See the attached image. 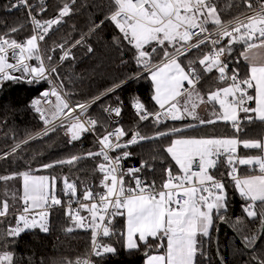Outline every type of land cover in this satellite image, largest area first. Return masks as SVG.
Returning <instances> with one entry per match:
<instances>
[{"label": "snow or ice", "instance_id": "1", "mask_svg": "<svg viewBox=\"0 0 264 264\" xmlns=\"http://www.w3.org/2000/svg\"><path fill=\"white\" fill-rule=\"evenodd\" d=\"M75 3L76 0L64 3L56 17L43 21L32 15L33 8L29 0H19L11 5L12 8H26L33 34L22 42L8 35H0V85L4 81L21 80L29 84L41 80L52 83L50 77L59 76L56 66H45L40 42L45 40L54 26L72 13V5ZM244 4L250 14L245 15L243 20L235 17L234 21H229L226 25L212 0H109V12L104 20L114 23L121 34L114 42L119 45L126 41L135 49L137 64L143 67L153 82L155 93L152 99L163 110L149 113L137 99L133 107L140 121H147L153 116L154 123L159 126L162 116L174 121L191 117L193 120L198 119L200 125L214 124L216 120H221L229 122L237 134L243 131L242 125L245 122L259 121L264 125V0H259V11H252L251 0H244ZM43 11L46 9L41 8V12ZM104 20L94 25L90 31L99 28ZM209 24L213 25L214 31L209 30ZM22 27H14L11 31L18 32ZM236 43L243 44L239 55L248 65L247 75L244 77H241L239 68L229 69L226 62V58L232 56L233 45ZM148 45L152 47L146 50ZM202 46H209L211 51L200 58L189 59L187 65L181 64L180 57L187 58L190 52L200 50ZM58 47L64 50L63 44ZM55 50L53 48L50 51ZM87 51L91 52L92 48L89 46ZM157 54L160 55V62L153 65V57ZM10 55L15 58V62H9ZM69 57L70 50H64L60 60ZM32 59L38 60L39 65L33 67L27 63ZM47 59L51 61L52 56L49 55ZM196 65L200 66L199 69ZM214 71L218 74L217 81L226 86L207 92L205 97L197 90V84L202 78L201 74L208 75ZM17 72L21 75H15ZM185 82L189 85L188 88H185ZM250 89L254 90V94H249ZM42 97L46 105L52 106L49 109L51 118L45 119L41 99L32 102L35 111L40 113L46 124H52L63 117L61 126L66 127L71 134L70 141L81 139L86 132L96 131V120L86 118L82 121L80 115H74L77 110L84 114L88 105L77 104L70 107L55 85L51 91H44ZM49 97L56 98L54 104ZM181 97L183 104L180 103ZM205 102L212 104L214 108L218 106L219 111L212 113L216 119H199L197 109ZM250 103L255 106L250 107ZM105 111L119 117L122 108L109 106ZM241 113L245 115L241 117ZM65 120L70 122L65 124ZM100 127L103 135L97 140L101 146L98 152H88L86 156L73 155L67 160L42 165L48 169L56 164L71 165L80 159L103 157L104 162L99 163L97 169L103 174L100 186L104 191L94 193L86 187L81 199L76 201L78 208L73 209L70 200L65 211L75 228L91 230V256L104 258L116 254V247L98 240L120 235L123 246L129 252L139 251L143 247L146 264H197L198 255L204 253L203 238L210 236L215 221L226 220L228 193L225 184L217 180L211 171L221 164L222 157L239 195L248 201L244 209L247 217L253 220L259 218V231L264 235V136L261 139H241L238 135L226 138L174 139L164 151L174 161L178 171L174 174L171 167L165 168L164 179L157 188L154 180L148 182L137 175L145 167H151L147 161L140 167L127 171L121 167V161L131 156L127 151L131 145L158 140L184 129L172 128L167 132L158 131L153 136H144L138 130L130 134L123 127H116L112 131H108L104 125ZM52 130L55 131V128ZM124 137L129 138L122 143ZM240 146L259 150L261 154L240 156ZM117 149L122 150L118 155H109L110 151ZM238 165L258 166L259 174L240 177ZM20 175L23 184L19 199L23 208L17 216L15 226L8 227L0 239V264H16L11 245L25 231L39 229L48 233L50 209L62 203L54 195L55 177L37 176L30 172ZM125 175L134 181V186H125ZM12 178L0 177L3 180ZM64 185L66 195H77L75 183H69L64 178ZM258 206L261 209L259 212ZM81 210L87 211L88 216L81 215ZM8 214V199L0 200V218L7 217ZM119 216L125 217L126 223L124 231L117 233L113 221ZM73 230L72 227L66 229L67 232ZM257 239L258 236L248 237L246 243L252 247ZM161 248L165 249L162 254L158 251L153 253V250ZM254 260L255 264H264V259ZM75 264L95 262L90 258H83Z\"/></svg>", "mask_w": 264, "mask_h": 264}, {"label": "trees", "instance_id": "2", "mask_svg": "<svg viewBox=\"0 0 264 264\" xmlns=\"http://www.w3.org/2000/svg\"><path fill=\"white\" fill-rule=\"evenodd\" d=\"M221 17L227 24L235 17L249 14L244 0H212ZM252 11L259 10V0H251ZM17 0H0V35H8L17 41H24L33 34V26L27 10L12 8ZM70 0H48L46 11L38 15L40 20H48L58 15L60 7ZM73 11L68 17H64L59 25L53 27L45 40L41 42L42 53L48 66H54L59 62V56L64 50H70V57L58 68L60 82L65 94L74 103L86 102L101 98V102L92 110V117L98 122L96 134L103 135L101 125L109 129V121L105 109L109 106L121 107L123 120L118 127H123L130 134L140 131L141 135L153 136L158 131H170L172 128H182V132L171 136L161 137L158 140L142 141L138 145H131L127 151L131 156L121 161V167L127 171L140 167L145 161L151 167H145L139 175L148 182L155 181L159 188L164 179V169L171 167L174 174L178 167L164 149L177 138H210L233 137L238 135L241 139H261L264 136V125L259 121L245 122L243 131L235 133L229 122L216 120L214 124L200 125L199 120L184 118L180 122H174L167 126H156L151 123L143 124L132 110V105L138 99L150 112H158L159 106L152 99L155 89L148 73L137 64L134 58L135 49L123 41L116 44L114 41L121 34L114 23L104 20L109 12V0H76L72 5ZM104 23L90 31L94 25ZM20 31L12 32L14 27H20ZM214 29L213 25H208ZM83 41L77 44V41ZM63 44L64 50L58 45ZM91 52L87 51L88 47ZM152 45L146 46V50ZM55 48V51H50ZM243 50L242 43L233 45L232 56L226 58L230 69L239 68L241 77L247 75L248 66L244 63L239 53ZM211 51L209 46H202L200 50H193L188 57H180L182 65H187L189 59H196ZM159 53V49H157ZM51 55L52 60L47 57ZM236 58V59H233ZM237 59L239 63H237ZM160 62V55L153 57V65ZM199 69V65H196ZM217 73L201 74V83L197 90L205 95L218 87L226 86L216 79ZM139 77V79H131ZM62 81V84H61ZM120 87H116V85ZM46 82L40 81L31 84L20 81H9L0 89V154L10 151L7 156L0 159V177H19L24 172L32 175L55 177V196L63 203L68 199L65 194L64 178L69 183L77 185L76 199H81L83 190L87 187L92 191H101L100 181L103 174L97 169L102 156H94L76 161L74 164H56L53 168L45 169L44 164L60 160H67L73 155L86 156L88 152L100 150L92 135H84L77 141H70V133L66 127H60L51 133L38 139L25 143L27 139L36 134L42 128L40 115L32 107L34 97L39 96L47 89ZM109 89H114L109 92ZM254 94V90H249ZM254 107V103H250ZM204 109L198 113L199 119L205 121L216 119L212 115L219 108L205 102ZM243 117V116H242ZM193 125V127H189ZM122 150L117 149L114 155ZM259 150L244 149L239 147L238 155H260ZM154 158V159H153ZM243 176H248L249 168H255L254 174H259L258 166H237ZM217 180L224 181L228 193V211L226 220L215 221L208 240L203 239V255H198L197 264H255L254 258L264 259V235L261 240L259 218L253 220L247 217L245 201L235 188L234 182H229V168L223 164L212 170ZM7 180L0 179V200L5 199L4 186ZM125 186H134V181L128 175L124 176ZM19 211V210H18ZM9 207L7 217L0 218V239L8 227H14L17 221V212ZM66 209H57L50 212L49 232L43 233L39 229L25 231L11 250L15 254L16 264H75L77 260L87 258L91 252V230L75 228L71 219L65 215ZM257 211H261L257 207ZM83 216H88L87 211L82 210ZM125 217L119 216L113 221L114 230L119 233L124 231ZM72 227V232L66 229ZM258 236L259 239L252 247L246 243V238ZM102 243L111 244L117 248V253L107 255L104 258L96 257L95 264H146L145 250L129 252L123 246L120 235L102 238ZM162 254L165 249L153 250ZM152 254V253H150Z\"/></svg>", "mask_w": 264, "mask_h": 264}, {"label": "built area", "instance_id": "3", "mask_svg": "<svg viewBox=\"0 0 264 264\" xmlns=\"http://www.w3.org/2000/svg\"><path fill=\"white\" fill-rule=\"evenodd\" d=\"M18 2H19V0H17V3H18ZM47 3H48V0H43V3H42V4H41V0H29V4L32 5V8H33L32 15H34V16H36V17L38 18V15L41 14V8H44V9H45ZM19 8H21V9H25V10H26V8H24V7H19ZM257 11H259V10H257ZM249 14H250V13H249ZM244 17H245V16H242V17H240V19L243 20ZM38 19H39V18H38ZM233 21H234V20H233ZM227 24H228V23H227ZM227 24H226V25H227ZM209 30H210V31H214V29H209ZM50 32H51V31H50ZM193 42H195V41H193ZM226 42H227V38L225 39V43H226ZM40 51H41V55L43 56L42 48H41V42H40ZM62 55H63V54H61V55L59 56V62H58L56 65H54V66H56L57 68H58V67H59V66L65 61V60H67V59H65V60L61 61V60H60V57H61ZM43 57H44V56H43ZM9 62H10V63L15 62V58H14V57H11V55H10V58H9ZM27 63L30 64V65L33 66V67H36V66L39 65L40 62H39L38 60H36V59H32V60L27 61ZM44 63H45V66H46V67H50V66H48V64L46 63L45 59H44ZM229 69H230V67H229ZM15 75L19 76V75H21V73L17 72V73H15ZM50 80L52 81V83H50V82L47 81V80H41V81H43V82H46L47 85H48V87H47V89H46L45 91H51V89L53 88V85H55L56 89H57L58 91H60V93H61V95L63 96V98L69 103V106H70V107H75L77 104H85V105H88V107L86 108L84 114H80L79 110H77V112L74 113V115H80V119H81L82 121L85 120L86 118L94 119V117H92L91 113H92L93 108H94L96 105H98L99 102H101V100H102L101 98H98V99H95V100L86 101V102L74 103V102H72V101L68 98V96L65 94L63 88H62L61 85H60V82L57 80L56 75H53L52 77H50ZM21 81H24V80H21ZM8 82H9V81H4V82L2 83V85H0V89H1L2 87H4ZM24 82H26V81H24ZM200 83H201V80H200V82L197 84V86H198ZM188 87H189V85H188ZM185 88H187V87H185ZM42 93H43V92H42ZM35 99H41L42 107H43V109H44L45 119H47V118H51V112L49 111V109H51L52 106H51V105H46V104L44 103V98L42 97V94H40L39 96L34 97L33 100H32V102H33ZM49 99L52 100L53 104L55 103V100H56L55 97H49ZM32 102H31V105H32ZM133 105H134V104H133ZM133 105H132V110H133V112L135 113V115L137 116L136 110H135V108L133 107ZM32 107H33V105H32ZM110 107H112V106H110ZM33 108H34V107H33ZM112 108H115V107H112ZM145 108H146V107H145ZM34 109H35V108H34ZM147 111H148L149 113H153V112H150L149 110H147ZM159 111H163V110H159ZM159 111H158V112H159ZM38 114L40 115V113H38ZM244 115H245V114L241 113V117L244 116ZM106 116H107V119H108V121H109V126H110L109 129H108V131H112L114 128L118 127V126L121 124V122H122V120H123V111L121 112V115H120L119 117H117V116L115 115V113H111V114H110V113H108V112L106 111ZM137 117H138V116H137ZM40 119H41V122H42V128L40 129L39 132H37L36 134H34L33 136H31L29 139H27V140L25 141V143L30 142V141H32V140H34V139H38V138H40V137H42V136H44V135H47V134L51 133V132L53 131V130H52L53 128L58 129V128L62 127V126H61V120H63L64 118L61 117L60 119L54 121L52 124H46V123H45V119H42V118H41V115H40ZM94 120H95V119H94ZM161 120H162V123H160L159 126H167V125H169V124H171V123L182 121V120H175V121H174V120H171L170 118L165 119L163 116L161 117ZM69 122H70V121L65 120V124H67V123H69ZM140 122L143 123V124L151 123V124H153V125H156V124L154 123V117H153V116H150L149 119H148L147 121H140ZM156 126H157V125H156ZM87 134H88V135H92V136L95 138L96 142H97V140H98V137L101 136V135L96 134V132H86V133L82 134V136L87 135ZM82 136H81V137H82ZM128 138H129V137H124V138H122V141H121V142L123 143V142L126 141ZM140 143H141V142H140ZM97 144H98V143H97ZM138 144H139V143H138ZM138 144H136V145H138ZM98 145H99V144H98ZM17 147H19V146H16V147L12 148L11 150H8V151L4 152L3 154H0V159H2V158H4L5 156H7V155L9 154L10 151H14V150H16ZM99 147H101V146L99 145ZM115 151H116V150H115ZM115 151H110V152H109V155L112 156V157H115V155H114V152H115ZM221 159H224V158L222 157ZM102 162H104V161H103V157H102V161H101V163H102ZM239 166H240V165H239ZM211 171H212V170H211ZM238 174H239L240 177H244L243 175H241V173H240V169H239V168H238ZM248 174H249V175H254V173H253V168H249V170H248ZM222 182L224 183V181H222ZM229 182H234V181H232V179L230 178V179H229ZM103 191H104V189L102 188L101 191H93V192L96 193V192H103ZM66 197L68 198V199L66 200V202H64V203L62 202L61 205L53 207L52 209H50V212L53 211V210H57V209H67V206H68V203H69L70 200L72 201V208H73V209L78 208V204L76 203V201H77L78 199H76V196L72 197V196L66 195ZM81 215H83L82 210H81ZM98 242H102V238H100V239L98 240ZM87 258H90L91 260L94 261V259H95L96 257L91 256V252H90V254H89V256H88Z\"/></svg>", "mask_w": 264, "mask_h": 264}, {"label": "rangeland", "instance_id": "4", "mask_svg": "<svg viewBox=\"0 0 264 264\" xmlns=\"http://www.w3.org/2000/svg\"><path fill=\"white\" fill-rule=\"evenodd\" d=\"M180 103L183 104V100ZM203 104L199 106V108L197 109V113H199L200 111L204 109ZM187 118L192 119L191 117H187ZM22 184H23L22 176H19V177H14L12 179H8L5 182V186H4L5 199H8L9 207L12 206L13 211L19 210L17 212V216L19 215L20 211L23 208V204L21 200L19 199L20 196L22 195ZM55 192H56V188L54 186V194ZM13 195L15 196V198H13Z\"/></svg>", "mask_w": 264, "mask_h": 264}, {"label": "crops", "instance_id": "5", "mask_svg": "<svg viewBox=\"0 0 264 264\" xmlns=\"http://www.w3.org/2000/svg\"><path fill=\"white\" fill-rule=\"evenodd\" d=\"M244 61V60H243ZM244 63L247 65V62L246 61H244ZM248 66V65H247ZM215 72V71H214ZM185 87H187L188 88V84H187V82H185ZM250 90H252V89H250ZM180 99V102L183 100V97H181V98H179ZM238 150H239V148H238ZM241 166V165H240ZM243 166H245V165H243ZM247 166V165H246ZM249 167H253V166H249ZM210 236H211V233H210ZM210 236L209 237H207V238H203L205 241L206 240H208L209 238H210Z\"/></svg>", "mask_w": 264, "mask_h": 264}, {"label": "water", "instance_id": "6", "mask_svg": "<svg viewBox=\"0 0 264 264\" xmlns=\"http://www.w3.org/2000/svg\"><path fill=\"white\" fill-rule=\"evenodd\" d=\"M262 236H263V235L261 234L260 240H261Z\"/></svg>", "mask_w": 264, "mask_h": 264}]
</instances>
